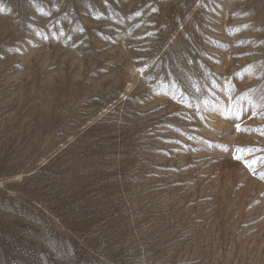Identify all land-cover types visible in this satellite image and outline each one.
Here are the masks:
<instances>
[{
	"label": "rangeland",
	"instance_id": "rangeland-1",
	"mask_svg": "<svg viewBox=\"0 0 264 264\" xmlns=\"http://www.w3.org/2000/svg\"><path fill=\"white\" fill-rule=\"evenodd\" d=\"M0 264H264V0H0Z\"/></svg>",
	"mask_w": 264,
	"mask_h": 264
}]
</instances>
